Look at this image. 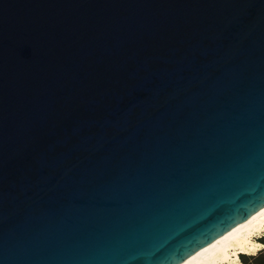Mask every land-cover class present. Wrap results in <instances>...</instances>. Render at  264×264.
Returning a JSON list of instances; mask_svg holds the SVG:
<instances>
[{"label":"water","instance_id":"95a60500","mask_svg":"<svg viewBox=\"0 0 264 264\" xmlns=\"http://www.w3.org/2000/svg\"><path fill=\"white\" fill-rule=\"evenodd\" d=\"M264 206V0H0V264H179Z\"/></svg>","mask_w":264,"mask_h":264},{"label":"bare ground","instance_id":"6f19581e","mask_svg":"<svg viewBox=\"0 0 264 264\" xmlns=\"http://www.w3.org/2000/svg\"><path fill=\"white\" fill-rule=\"evenodd\" d=\"M264 232V206L179 264L236 263L240 254L256 253L264 244L256 237Z\"/></svg>","mask_w":264,"mask_h":264},{"label":"trees","instance_id":"16d2710c","mask_svg":"<svg viewBox=\"0 0 264 264\" xmlns=\"http://www.w3.org/2000/svg\"><path fill=\"white\" fill-rule=\"evenodd\" d=\"M257 239L264 244V234ZM239 256V262L230 264H264V247L260 248L256 253H241Z\"/></svg>","mask_w":264,"mask_h":264},{"label":"rangeland","instance_id":"374dc122","mask_svg":"<svg viewBox=\"0 0 264 264\" xmlns=\"http://www.w3.org/2000/svg\"><path fill=\"white\" fill-rule=\"evenodd\" d=\"M264 234V232L260 233L256 238L261 237ZM237 263V262H236ZM225 264H230V263H225Z\"/></svg>","mask_w":264,"mask_h":264}]
</instances>
